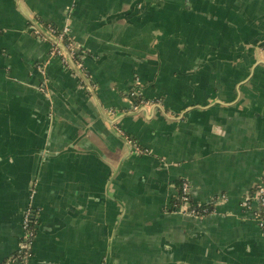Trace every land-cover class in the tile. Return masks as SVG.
I'll list each match as a JSON object with an SVG mask.
<instances>
[{"label":"crops","instance_id":"obj_1","mask_svg":"<svg viewBox=\"0 0 264 264\" xmlns=\"http://www.w3.org/2000/svg\"><path fill=\"white\" fill-rule=\"evenodd\" d=\"M263 171L264 0H0V264H264Z\"/></svg>","mask_w":264,"mask_h":264},{"label":"built area","instance_id":"obj_2","mask_svg":"<svg viewBox=\"0 0 264 264\" xmlns=\"http://www.w3.org/2000/svg\"><path fill=\"white\" fill-rule=\"evenodd\" d=\"M47 34L52 37L58 44L62 45L65 50L69 52V56L71 60H73L72 54L75 51V47L69 38V28L67 25H63L62 27L48 25L45 27ZM54 56L61 59L64 64H68L69 57L66 53L59 48L58 46H52V52ZM75 64V63H74ZM76 67H80L79 63L75 64ZM130 95L139 96L137 90L133 91ZM133 104V103H132ZM145 104L143 100H140L138 104H133V108L136 110L139 105ZM138 153H143V150L136 149ZM189 186L186 182H181L179 195L177 196L179 200V205L173 204V211L179 212L182 214H186L193 217H199L197 214V210L189 205ZM178 194V192H177ZM256 205L255 209L254 206ZM241 207L244 212H250L253 221L256 223L261 233L264 236V171L261 174L259 180L252 188L251 192L244 197L241 202ZM206 210V209H205ZM204 210V211H205ZM31 223V213L30 211H26L22 218V228L25 232V237L22 240L21 248L19 250H23L24 254L20 259L10 258V262L17 263V260L21 262H25L29 256V247L32 242V238L34 236V231L30 230ZM19 263V262H18Z\"/></svg>","mask_w":264,"mask_h":264},{"label":"trees","instance_id":"obj_3","mask_svg":"<svg viewBox=\"0 0 264 264\" xmlns=\"http://www.w3.org/2000/svg\"><path fill=\"white\" fill-rule=\"evenodd\" d=\"M73 54H74L73 55V60L74 61L78 60L77 59V57L79 56L78 51H74ZM130 98H131V101H132L133 104H138V102L140 100H142L140 96H132V95H130ZM180 185H181V182H177L176 183V186L179 188L178 190H180ZM178 195H179V191H178V194H176L175 199L173 200V204L179 205V200L177 198ZM188 203H189V205L191 207H193V208H195L197 210V212H198L197 215L199 217H206L209 214H211L212 211H213V209H212L213 207H210L209 205L201 206V205L193 202V200H191V198L189 199V202ZM34 221H35V218H34V216L31 215L30 230H33V231H34V225H35L34 224ZM23 254H24V251L23 250L22 251L21 250H18L17 252H15V253L12 254L11 258L20 259ZM17 262H21V261L20 260H17Z\"/></svg>","mask_w":264,"mask_h":264},{"label":"water","instance_id":"obj_4","mask_svg":"<svg viewBox=\"0 0 264 264\" xmlns=\"http://www.w3.org/2000/svg\"><path fill=\"white\" fill-rule=\"evenodd\" d=\"M43 36H45V37L47 36V39L50 40L53 43V45L58 46L59 48H61L66 53V55L69 57L70 63L73 64V66L75 67V64L73 63V61L71 60V58L69 56V52L67 50H65L62 45L58 44L52 37L48 36L47 34L46 35L43 34ZM30 248H31V246L29 247V249Z\"/></svg>","mask_w":264,"mask_h":264}]
</instances>
